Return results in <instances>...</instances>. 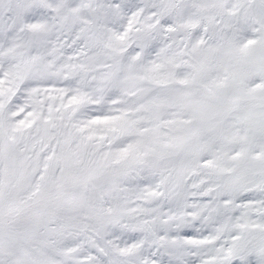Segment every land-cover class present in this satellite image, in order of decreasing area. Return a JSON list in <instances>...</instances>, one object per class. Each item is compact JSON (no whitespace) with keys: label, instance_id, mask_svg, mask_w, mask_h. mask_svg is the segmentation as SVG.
<instances>
[{"label":"snow or ice","instance_id":"1","mask_svg":"<svg viewBox=\"0 0 264 264\" xmlns=\"http://www.w3.org/2000/svg\"><path fill=\"white\" fill-rule=\"evenodd\" d=\"M0 264H264V0H0Z\"/></svg>","mask_w":264,"mask_h":264}]
</instances>
